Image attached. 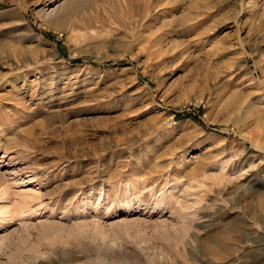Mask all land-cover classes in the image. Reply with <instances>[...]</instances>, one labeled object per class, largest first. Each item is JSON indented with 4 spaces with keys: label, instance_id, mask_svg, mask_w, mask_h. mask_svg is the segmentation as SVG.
Returning a JSON list of instances; mask_svg holds the SVG:
<instances>
[{
    "label": "rangeland",
    "instance_id": "374dc122",
    "mask_svg": "<svg viewBox=\"0 0 264 264\" xmlns=\"http://www.w3.org/2000/svg\"><path fill=\"white\" fill-rule=\"evenodd\" d=\"M263 225L264 0H0V264H264Z\"/></svg>",
    "mask_w": 264,
    "mask_h": 264
},
{
    "label": "bare ground",
    "instance_id": "6f19581e",
    "mask_svg": "<svg viewBox=\"0 0 264 264\" xmlns=\"http://www.w3.org/2000/svg\"><path fill=\"white\" fill-rule=\"evenodd\" d=\"M92 5V2H84L83 4H82V7L84 8L85 7V9H89L90 8V6ZM95 5V4H94ZM74 7V6H73ZM77 6H75L74 8H76ZM90 11H92V10H90ZM64 16H66L67 17V15H58V16H55L54 18H53V21H56V22H60V21H62L64 18H66V17H64ZM263 203V202H262ZM263 228H264V225H263ZM213 249V248H212Z\"/></svg>",
    "mask_w": 264,
    "mask_h": 264
}]
</instances>
